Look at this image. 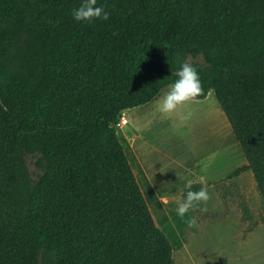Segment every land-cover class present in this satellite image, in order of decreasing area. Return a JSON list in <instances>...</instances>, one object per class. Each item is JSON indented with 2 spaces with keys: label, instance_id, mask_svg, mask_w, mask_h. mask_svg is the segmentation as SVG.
Returning a JSON list of instances; mask_svg holds the SVG:
<instances>
[{
  "label": "trees",
  "instance_id": "trees-1",
  "mask_svg": "<svg viewBox=\"0 0 264 264\" xmlns=\"http://www.w3.org/2000/svg\"><path fill=\"white\" fill-rule=\"evenodd\" d=\"M97 2L108 18L82 22L79 0H0V264H175L116 121L184 60L264 208V0Z\"/></svg>",
  "mask_w": 264,
  "mask_h": 264
},
{
  "label": "crops",
  "instance_id": "crops-1",
  "mask_svg": "<svg viewBox=\"0 0 264 264\" xmlns=\"http://www.w3.org/2000/svg\"><path fill=\"white\" fill-rule=\"evenodd\" d=\"M168 86L148 102L124 110L122 115L129 114V117L126 116L127 123L121 126L122 133L118 129V134L153 217L161 229L169 225V219L176 220L171 221L175 230L179 227L174 209L183 198L186 179H191L193 183L200 182L209 193V199L189 210L190 216L181 225L188 229L186 256L180 255V250L176 254L178 247L174 241L179 242L180 234L174 231L176 238L173 241L169 238L175 264H182L181 256L185 257L183 264H264V208L260 207L261 197L252 171L244 170L231 176L226 172V163L221 169L218 162L200 161L201 154L210 155L221 143L225 145L226 140L220 133L221 130H227L228 119L222 107L211 101L208 113L193 116L196 132L199 129L201 131L203 126L209 128L210 132L214 126V131L207 136L209 140L203 143L199 141L200 156L199 160L194 161V141L188 145L184 140L181 145L177 138L173 140L164 132L167 125L159 121L161 113L156 108V101ZM212 91L204 98H193L185 104L193 106L197 102H205ZM213 132H218L219 137L215 135L213 139ZM236 160L230 162V167L236 166L229 171L231 173L247 163L244 153L236 155ZM158 182L165 191L159 192ZM189 219L194 222L189 223ZM211 229L220 231L212 232Z\"/></svg>",
  "mask_w": 264,
  "mask_h": 264
},
{
  "label": "rangeland",
  "instance_id": "rangeland-1",
  "mask_svg": "<svg viewBox=\"0 0 264 264\" xmlns=\"http://www.w3.org/2000/svg\"><path fill=\"white\" fill-rule=\"evenodd\" d=\"M211 101L214 103H216V102L219 103L217 98H216V95L213 91H212L209 99L205 102H197L193 106L192 105L188 106V105L184 104L182 106H179L178 109L175 112H173L172 114H169V115L160 114L159 115L160 123L163 125H167L165 127L164 132L166 134L170 135L173 140H175L177 138L179 140L178 143H181V145L183 144L184 140H185L186 144H188V145H190L192 140L194 141V144H195L194 161L197 160L198 157L200 156L199 152H198L200 149L198 147L199 141L203 143L204 141L209 140V138L207 136L212 131H214V126H213V128L210 129V132H209V128H207L206 126H203L201 128V131L199 129V132H196V130L194 131L195 124L193 125L192 119H193V116H195L197 114L208 113L209 107L211 106V104H210ZM175 113H176V115H175ZM126 116L129 117V114H126ZM117 129H119V132L122 133V127L117 128ZM217 133L213 132V135H211L213 137V139L215 138V135H217ZM220 134H221V137H223V140L224 139L226 140L225 145H224V143H221L219 148L214 149L210 155L205 154L203 156V154H201L202 160H200V161L202 163L205 159L207 161H210L211 163L218 162L219 164H221V169L224 166L223 163H226L225 164V166L227 167L226 172H228V174H229V173H231L229 171L233 170L236 167V166L235 167L229 166L231 160H235L237 162L236 155H240L241 153H243V151H242L241 146H240L239 142L237 141L228 121H227V130H225V131L221 130ZM168 135H165V136L169 137ZM216 137L218 138L219 135H217ZM239 149L241 150V152ZM31 168H33V165H31ZM157 184L159 187V192L165 191L164 186L160 185L161 183L158 182ZM237 191L240 192L239 187H237ZM238 201H239V199H238ZM257 205H259V204H257ZM261 206H262V204H260V207ZM187 216H190L189 212L185 213L184 217L177 216L179 219L178 220L176 218L177 222H178L177 225L179 227L176 230H175V228H173L171 226V223H172L171 221L175 222L176 220H170L169 219L168 220L169 225L162 227V230L165 231V233H167V235L169 236L171 241H173L176 238V236H177L176 232H178L180 234L179 236H181V239L179 240V242L176 243L174 241V244L176 245V247H178L176 254H177L178 250H180L179 251L180 255H185V256H186L185 243L187 242L188 229L186 227H182L181 225H183V222H185L188 219ZM182 219H184V220H182ZM165 223L167 224V220ZM227 230H231V229H227ZM174 231H176V232H174ZM211 231L216 232V231H220V229H211ZM208 232H210V230H208ZM181 257H182V264H183V262L185 263V257H183V256H181Z\"/></svg>",
  "mask_w": 264,
  "mask_h": 264
},
{
  "label": "clouds",
  "instance_id": "clouds-1",
  "mask_svg": "<svg viewBox=\"0 0 264 264\" xmlns=\"http://www.w3.org/2000/svg\"><path fill=\"white\" fill-rule=\"evenodd\" d=\"M71 15L74 20L82 22H91L93 19H107L108 11L97 0H79L72 11ZM202 92V82L200 74L192 63L187 60L181 61L179 67L175 70V79L172 80L165 92L157 98L156 108L164 115L175 112L179 106L184 105L187 101L197 97ZM193 181L186 179L183 198L175 205L177 216L184 217L189 212L209 199V193L204 186L198 189L191 187ZM189 219V223H193Z\"/></svg>",
  "mask_w": 264,
  "mask_h": 264
},
{
  "label": "built area",
  "instance_id": "built-area-1",
  "mask_svg": "<svg viewBox=\"0 0 264 264\" xmlns=\"http://www.w3.org/2000/svg\"><path fill=\"white\" fill-rule=\"evenodd\" d=\"M127 117L122 115L121 117H119V119L116 121V127L120 128L122 125H124L125 123H127Z\"/></svg>",
  "mask_w": 264,
  "mask_h": 264
}]
</instances>
